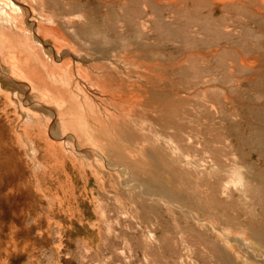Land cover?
Instances as JSON below:
<instances>
[{"label": "rangeland", "instance_id": "374dc122", "mask_svg": "<svg viewBox=\"0 0 264 264\" xmlns=\"http://www.w3.org/2000/svg\"><path fill=\"white\" fill-rule=\"evenodd\" d=\"M121 1L127 5L129 36L116 37L111 10L109 43L121 46L113 53L139 61V137L135 147H144V155L139 153L145 162L139 163L132 175L126 174V168L121 175L111 163L96 161L86 167L85 178L82 169L62 161L51 147L30 141L26 145L24 139L2 131L0 122V264H225L215 228L202 225L188 211L168 207L159 197L172 198L169 187L173 184L189 193L195 186L193 176L186 175L179 163H171V141H180L188 147L186 151L194 152L197 143L205 140L212 153L225 147L232 155L237 151L231 142L236 132L234 123L241 115L233 114L225 95L248 100L258 93L248 88L228 89L230 83L225 78L214 81L217 86L196 84L199 75L213 74L173 66L181 51L212 47L216 33L208 29L209 20L201 17L203 31L195 33L192 29L197 26L191 25L195 15L190 12L175 16L172 23L151 14L154 19L144 33L130 17L141 14L150 0ZM78 27L92 34L102 24L92 19ZM242 41L251 44L250 35ZM229 55L226 51L223 59ZM86 63L92 60L86 59ZM4 86L14 99L30 94L29 87L21 83L7 81ZM204 90L213 91V97L204 96ZM98 98L94 93V99ZM210 101L221 109L219 113L210 109ZM18 102L13 101L12 107L19 116L15 123L20 125L25 122L26 111ZM258 122L264 125V119L255 118L254 124ZM50 136V141H59L58 134ZM189 137L191 142H187ZM255 146L256 140L247 141V134L242 137L240 149L247 151L257 173L264 165L258 154L264 151V144L256 150ZM199 150L202 155L207 153L203 146ZM87 155L85 159L94 157ZM221 182L208 181L202 192L198 190L182 205L216 221L218 227L234 213L241 214L246 224L236 225L227 237L248 231L247 218L250 223L255 220L258 227L264 221L262 179L256 174L251 180L248 198L236 190L229 192L233 197L222 195ZM250 244L243 250L248 259L233 258L228 264H264V251L254 248L258 247L254 238Z\"/></svg>", "mask_w": 264, "mask_h": 264}, {"label": "bare ground", "instance_id": "6f19581e", "mask_svg": "<svg viewBox=\"0 0 264 264\" xmlns=\"http://www.w3.org/2000/svg\"><path fill=\"white\" fill-rule=\"evenodd\" d=\"M111 10L115 14L112 23L116 37L129 36L127 5L121 0H0L2 131H8L18 140L24 139L26 145L28 141L34 145L44 143L56 155L59 153L62 161L82 169L85 178H88L86 167L96 161L111 163L121 175L124 168L126 174L132 175V170L145 162L144 147H135L139 137V61L112 52L121 46L109 43L111 33L107 23L111 21ZM182 12L195 15L191 24L197 26L192 29L195 33L203 31L201 17L209 20L208 29L216 33V38L205 51H181L173 66L213 74L212 77L208 73L199 75L196 84L217 86L214 81L225 78L230 83L228 89L248 88L258 93L248 100L225 95V103H232L233 114L241 115L234 123L236 132L231 142L237 151L232 155L225 147L212 153L207 150L205 140L197 143L194 152L186 151L188 147L180 141H171V163H179L186 175L193 176L195 186L189 193L173 184L169 187L172 198L159 197L168 207L188 211L202 225L215 228L223 259L228 264L233 258L248 259L243 250L251 246L253 238L258 245L254 248L264 251V221L256 227L255 220L250 223L247 218L248 231L241 230L227 237L236 225L246 224L241 221V214L234 213L218 227L216 221L198 216L191 206L182 203L198 190L202 192L203 184L208 181L221 180L222 195L236 190L248 198L251 180L256 174L262 179L264 201V165L261 172L255 173L256 166L249 160L247 151L240 149L246 134L247 141L256 140L255 150L264 144L263 122L254 124L255 118L264 119V0H150L141 14L138 12L130 19L146 33L149 22L154 19L151 14L172 23V18ZM92 19L101 22L102 27L92 34L79 31V24ZM247 34L251 38L248 45L242 41ZM226 51L230 55L223 59ZM86 59L92 63L87 64ZM219 72L226 74L219 76ZM7 81L27 85L30 94L14 99L4 86ZM93 92L99 96L97 100ZM203 93L214 95L213 91ZM174 94L180 92L174 91ZM13 101H19L26 111L23 124L15 123L19 116L13 111ZM209 107L217 113L221 111L214 101H210ZM51 133L59 135L58 142L50 141ZM187 142H191V137ZM200 146L207 150L206 154L200 153ZM87 154L94 157L85 159ZM258 154L264 160V151ZM132 183L139 185L137 181ZM229 195L233 197L234 193ZM261 216L264 218V202Z\"/></svg>", "mask_w": 264, "mask_h": 264}]
</instances>
